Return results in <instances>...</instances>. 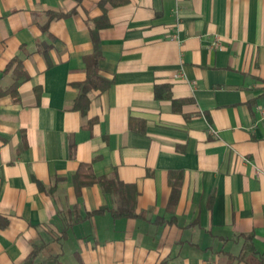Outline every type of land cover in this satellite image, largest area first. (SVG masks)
Returning <instances> with one entry per match:
<instances>
[{
    "label": "crops",
    "instance_id": "0c3cea01",
    "mask_svg": "<svg viewBox=\"0 0 264 264\" xmlns=\"http://www.w3.org/2000/svg\"><path fill=\"white\" fill-rule=\"evenodd\" d=\"M242 234L264 261V0H0V264H248Z\"/></svg>",
    "mask_w": 264,
    "mask_h": 264
},
{
    "label": "trees",
    "instance_id": "16d2710c",
    "mask_svg": "<svg viewBox=\"0 0 264 264\" xmlns=\"http://www.w3.org/2000/svg\"><path fill=\"white\" fill-rule=\"evenodd\" d=\"M94 54L87 58V78L84 82L77 83L76 86L80 92L75 103V107L85 113L89 107L88 93L94 88L106 89L111 85V81L104 79L99 73V61L102 58V51L98 43L95 45ZM13 63L8 65L11 67ZM92 183H99L106 191L115 192L121 187L127 185L122 183L116 176L109 178L106 176L97 177L90 164H81L77 172V187L81 188ZM123 213V212H122ZM124 214V213H123ZM244 244L241 253L236 256L238 262L244 261L248 264H264L262 255L256 250L253 234H242ZM40 251H34L28 256L25 264H62L58 255H51L41 262H37Z\"/></svg>",
    "mask_w": 264,
    "mask_h": 264
},
{
    "label": "built area",
    "instance_id": "2783aa9c",
    "mask_svg": "<svg viewBox=\"0 0 264 264\" xmlns=\"http://www.w3.org/2000/svg\"><path fill=\"white\" fill-rule=\"evenodd\" d=\"M222 44H221V41H220V39L219 38H217L214 42H213V46H215V47H218V46H221Z\"/></svg>",
    "mask_w": 264,
    "mask_h": 264
}]
</instances>
